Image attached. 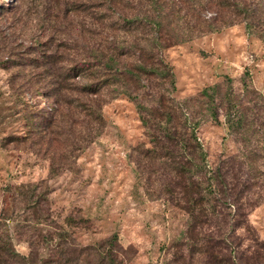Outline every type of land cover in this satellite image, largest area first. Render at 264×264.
<instances>
[{"label": "rangeland", "instance_id": "374dc122", "mask_svg": "<svg viewBox=\"0 0 264 264\" xmlns=\"http://www.w3.org/2000/svg\"><path fill=\"white\" fill-rule=\"evenodd\" d=\"M238 4L253 9L250 31ZM158 59L173 86L161 67L134 78ZM72 66L84 69L59 98ZM156 111L193 128L194 175H138L141 116ZM19 184L43 192L76 264H100L107 247L85 248L112 235L120 264H264V0H0V211L24 226ZM21 228L9 230L18 253L52 257Z\"/></svg>", "mask_w": 264, "mask_h": 264}, {"label": "trees", "instance_id": "16d2710c", "mask_svg": "<svg viewBox=\"0 0 264 264\" xmlns=\"http://www.w3.org/2000/svg\"><path fill=\"white\" fill-rule=\"evenodd\" d=\"M236 13L243 15V25L247 31H250L252 28V20L255 19V15L253 9H249L248 7H242V5L238 4L236 8ZM156 27L159 26L158 22H154ZM110 59V58H109ZM107 59V61L109 60ZM156 65L151 64L149 67H146L144 64H138L135 66L136 75L134 78H137L140 74L145 73H154L157 71V67H161L164 71L167 68V65L164 64L160 59L156 60ZM153 65V66H152ZM102 69H107V64L102 63ZM84 68L72 66L69 67L68 72L65 77H62V81L56 84L57 95L59 98H63V94L61 91H70L69 86L66 83L65 78H71L74 75H80ZM111 69V68H110ZM106 73V72H103ZM162 77L168 78L170 85L173 86L171 73L166 69L164 71V75ZM102 85L100 84H92L87 86H81L77 88L76 91L87 93L94 95L100 89ZM132 101L136 100V97H132ZM137 109H143L144 106L138 102H134ZM140 112V110H139ZM173 113L170 111L159 112L156 111L151 113L149 118L141 116V122L144 128L147 130V136L150 138L149 142L151 146L149 148H135L134 151L137 152V160L135 164L141 165L137 167L139 169V174H145L147 176H151L154 173L158 174L156 176H192V168L196 165L195 158L198 157L199 160L202 159L204 155L202 153L201 148H199L198 143L196 142L195 135L193 133V128H188L183 121L179 123V129H177L174 124L170 129L168 126L165 127V124L173 121L175 119L173 117ZM98 118V121H101V116L99 112H95L94 119ZM167 120V121H166ZM161 124L163 126H161ZM48 124H45V129ZM51 133V132H50ZM58 135V134H57ZM42 137V136H41ZM60 143L55 138H49L48 143ZM180 148V149H179ZM189 154V158L187 162H185V157L183 152ZM55 155V153H52ZM196 155V157H195ZM191 157V158H190ZM189 185L190 188H197L194 183L192 184H184V187ZM188 187V188H189ZM197 196H192L191 194L185 193V200L187 204H191L192 206L198 204V192ZM14 193L16 196H19L20 201L22 202V206L20 208V213H24L26 211L29 212L30 216L23 217L24 226L18 224V220H16L15 207H11L10 209H3L0 211V264H32L28 257L18 253L12 245V234L9 230L19 231L22 227L25 231H27L28 237L25 241L29 244L30 247L37 246L38 244H43L46 247H49L52 251V257L48 260L41 261V264H76L78 261L75 257H73V249L70 248V242H67L66 238V229L62 225H53L49 224V217L47 214V210L43 209V205H45L46 200L44 198V194L41 190L36 188V185H28V184H19L14 188ZM192 212L189 211V214ZM13 224H15L13 226ZM36 225H47L53 229V232L48 235L42 234H34L37 228ZM66 225V224H65ZM20 226V227H17ZM21 228V229H22ZM35 237V238H34ZM38 241V242H37ZM69 241V240H68ZM116 236L112 235L108 239L104 240L96 244L95 246H89L85 249L91 250V253H95L96 256L99 255L100 248H106L103 255L100 256V264H120V259L118 254H121L119 250H117L115 243ZM87 255V253H86ZM94 257V255H93ZM106 261V262H105ZM84 264V263H83ZM86 264H94L91 259L86 261Z\"/></svg>", "mask_w": 264, "mask_h": 264}]
</instances>
